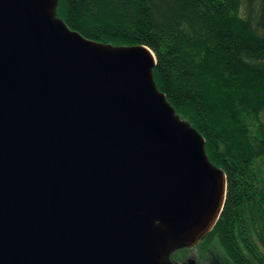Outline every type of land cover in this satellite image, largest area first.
Returning <instances> with one entry per match:
<instances>
[{
  "label": "water",
  "instance_id": "95a60500",
  "mask_svg": "<svg viewBox=\"0 0 264 264\" xmlns=\"http://www.w3.org/2000/svg\"><path fill=\"white\" fill-rule=\"evenodd\" d=\"M57 0H0V264H171L226 176L145 46L84 38Z\"/></svg>",
  "mask_w": 264,
  "mask_h": 264
},
{
  "label": "trees",
  "instance_id": "16d2710c",
  "mask_svg": "<svg viewBox=\"0 0 264 264\" xmlns=\"http://www.w3.org/2000/svg\"><path fill=\"white\" fill-rule=\"evenodd\" d=\"M56 15L151 50L157 88L226 176L209 238L230 264H264V0H57Z\"/></svg>",
  "mask_w": 264,
  "mask_h": 264
},
{
  "label": "flooded vegetation",
  "instance_id": "af4514ba",
  "mask_svg": "<svg viewBox=\"0 0 264 264\" xmlns=\"http://www.w3.org/2000/svg\"><path fill=\"white\" fill-rule=\"evenodd\" d=\"M209 233L200 242L190 248H179L174 250L169 256V262L171 264H204L203 262L205 260L201 257H203L202 251ZM193 251L196 252V255L190 254Z\"/></svg>",
  "mask_w": 264,
  "mask_h": 264
},
{
  "label": "rangeland",
  "instance_id": "374dc122",
  "mask_svg": "<svg viewBox=\"0 0 264 264\" xmlns=\"http://www.w3.org/2000/svg\"><path fill=\"white\" fill-rule=\"evenodd\" d=\"M190 254L196 255V252L193 251ZM202 255L203 257L201 258L205 260L203 262L204 264H230L219 248L218 244L215 243V241L211 240V238H209V235L206 239V243L204 244Z\"/></svg>",
  "mask_w": 264,
  "mask_h": 264
}]
</instances>
